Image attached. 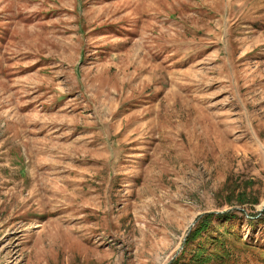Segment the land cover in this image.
Instances as JSON below:
<instances>
[{
	"label": "rangeland",
	"instance_id": "1",
	"mask_svg": "<svg viewBox=\"0 0 264 264\" xmlns=\"http://www.w3.org/2000/svg\"><path fill=\"white\" fill-rule=\"evenodd\" d=\"M0 264H264V0H0Z\"/></svg>",
	"mask_w": 264,
	"mask_h": 264
},
{
	"label": "trees",
	"instance_id": "2",
	"mask_svg": "<svg viewBox=\"0 0 264 264\" xmlns=\"http://www.w3.org/2000/svg\"><path fill=\"white\" fill-rule=\"evenodd\" d=\"M212 217H214L212 214H209L207 216H205V219L201 222V224L190 234L188 240L186 241L187 243L194 240L196 237H201V233H205L209 230V221H211ZM216 218L221 219V220H225L223 225H217L216 228L217 230H219V228H226L227 227V222L228 220L231 219L230 215L228 213L222 214V215H216ZM210 231H208L206 233V235H209ZM201 235V236H200ZM219 243L218 240L214 241V244ZM205 248L204 247H199V252L196 254L195 256V260H198L199 258L202 259L203 258V250ZM202 250V251H201ZM204 259V258H203Z\"/></svg>",
	"mask_w": 264,
	"mask_h": 264
}]
</instances>
